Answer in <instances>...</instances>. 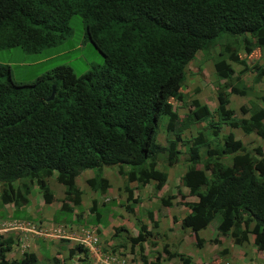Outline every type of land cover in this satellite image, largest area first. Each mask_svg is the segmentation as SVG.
Instances as JSON below:
<instances>
[{
    "label": "trees",
    "instance_id": "16d2710c",
    "mask_svg": "<svg viewBox=\"0 0 264 264\" xmlns=\"http://www.w3.org/2000/svg\"><path fill=\"white\" fill-rule=\"evenodd\" d=\"M74 14L82 19L84 39L103 56L102 65L77 75L60 64L27 82L15 81L10 65L0 62V204L12 203L16 213L28 205L32 188L27 180H35L44 201L51 202L46 178L55 174L65 189L60 210H68L67 201L80 204L75 180L86 169L97 171L86 180L96 191L110 185L102 175L104 167L116 168L128 183L161 184L167 173L157 168V155L166 152V165L174 166L183 141L188 165L180 183L197 200L184 202L189 212L182 216L181 228L199 239L198 232L217 216L220 234L230 235L236 244L252 234L258 250L264 251V153L259 146L250 151L231 131L218 140L219 123L264 141V94L260 104L240 108L247 117H236L219 89L217 122L197 99L191 101L190 116L181 117L172 104L182 99V81L199 51L211 52L220 40H228L213 65L219 79H230L227 60L243 63L233 45L264 47V0H0V50L20 46L26 53H38L59 45L72 33ZM263 73L259 67L256 81ZM52 85L55 95L48 101ZM244 90L231 88L237 94ZM162 117H167V131L175 134L165 146L157 141ZM200 122L206 132L183 140V131ZM126 190L132 199V189ZM168 199L163 203L168 205ZM151 234L142 224L131 241L140 244ZM214 242L220 240L215 237ZM12 243L0 241V264H37L32 252L6 259ZM69 248L70 255L83 250L82 245ZM56 254L53 258L61 257ZM174 256L190 263L179 252L167 254L168 259ZM158 260L156 256L148 264ZM143 262L147 264L145 258ZM59 264H67L65 258Z\"/></svg>",
    "mask_w": 264,
    "mask_h": 264
},
{
    "label": "rangeland",
    "instance_id": "374dc122",
    "mask_svg": "<svg viewBox=\"0 0 264 264\" xmlns=\"http://www.w3.org/2000/svg\"><path fill=\"white\" fill-rule=\"evenodd\" d=\"M69 25L72 33L59 45L44 48L38 53H26L20 46L2 49L0 50V62L9 63L11 76L15 81L27 82L60 64L71 66L77 75L86 72L93 64L102 65L104 58L101 53L92 43L84 39V25L80 15H72ZM227 43L228 40L224 38L217 43L211 52L199 51L189 63L181 84L183 97L179 101H172L174 110L181 117L190 116L193 109L191 101L198 99L202 104L208 105L213 112L215 122H217L219 117L216 108L219 104V89L226 93L229 99L226 107L232 109L236 117L249 115L248 113L243 115L240 109L242 106L248 109L252 103L260 104L259 98L264 94V73L259 81H256L255 78L259 67L264 70V47L249 50L248 48H241L240 44L233 45L232 48L236 49L243 63L228 59L232 78L219 79L215 73L213 57L216 52L223 50ZM232 86L237 89L245 88L244 93L232 92ZM191 124L183 131V140L196 136L199 131L206 132L204 122ZM166 125L167 117H162L157 141L164 146L168 139L175 136L174 133L167 131ZM218 126L219 143L222 142L221 137L231 131L247 149L255 152L254 149L259 146L264 153V141L256 134H245L241 129L232 128L227 124L218 123ZM211 141V144L214 145V141ZM178 148V162L172 167H168L165 163L166 152L157 155V168L167 173L166 181L161 184L157 181H150L144 186L136 182L128 183L127 177L119 174L116 168L104 167L102 175L110 185L105 191H96L89 188L86 180L94 176L97 171L94 169L82 171L75 180L81 190V203L74 205L67 202L68 210H60L61 199L65 197L64 188L54 176L47 177L46 180L54 194L51 203L44 202L42 193L35 182L27 180L32 188V192L28 196L29 204L20 208L18 213L13 210L11 203L5 206L0 204V212H3L4 215L0 216V221L8 220L10 215L15 217L30 216L28 219L35 223L36 229L44 230L41 236L32 234V237L27 239L30 241L29 245L26 244L23 249L27 251L26 253L36 251L41 259L39 264H59L61 258H65L67 264H89L88 261L90 260L83 258L81 254L73 253L70 255L68 247L74 245V240L44 235L52 232L49 228L54 225L49 224V222H52L51 220L57 211L58 217L53 222L55 225L64 226V235H75L73 226L77 229L80 227L91 228L95 232V227H97L99 249L111 264H117L123 259L126 260V264H146L143 262V258L147 260L148 264L155 261L156 256H159L158 264H182V261L176 256L171 259L167 258L168 252L174 251L179 252L183 257H189L190 264H198L202 259L209 262L211 259H218V256L223 258L224 254H220L223 246L212 240L217 234V229L214 228L219 220L217 216L210 222L205 231L200 232L201 241L189 229L181 228V218L189 212L184 202L196 201L197 197L190 196L188 188L180 183V178L188 165V154L183 141L178 145ZM204 153L205 149L201 148V154ZM224 163L229 164L230 160L225 159ZM199 167H202V164ZM126 168L124 169L128 170V167ZM258 168L263 169L264 167L262 168L260 165ZM126 187L132 189V199H128ZM181 194L185 195L184 200L181 199ZM162 199H168L170 202L166 205ZM126 204L131 206L130 209H126ZM93 205L96 207L95 210H92ZM150 213H152V219L149 217ZM61 217L62 221H56ZM21 219L26 220L25 218ZM142 224H145L147 230H150L152 234L145 236L140 244H135L131 239L137 236ZM2 234L4 238L1 237L0 240H7L9 237H5L7 232H2ZM14 237L12 239H15ZM38 238L43 240L46 245L44 246L42 243L41 246ZM27 240L25 241L27 242ZM201 242L203 245L200 244ZM245 242L250 245L254 243V239ZM224 245L226 244L224 243ZM229 245H232L230 246L231 249L232 247L236 248L235 244ZM254 246L256 247V245ZM242 250L244 251V248ZM56 253H59L61 257L53 258ZM21 255L20 253H9V260L18 259ZM240 257L238 256V260L241 261ZM244 257L246 258V255ZM228 259L225 256L224 260L227 261ZM231 259L233 260V257ZM230 264L237 263L230 262Z\"/></svg>",
    "mask_w": 264,
    "mask_h": 264
},
{
    "label": "clouds",
    "instance_id": "9594fccd",
    "mask_svg": "<svg viewBox=\"0 0 264 264\" xmlns=\"http://www.w3.org/2000/svg\"><path fill=\"white\" fill-rule=\"evenodd\" d=\"M182 97H183V95H182ZM198 100V99H197ZM176 101H178V100H176ZM201 103V102H200ZM202 104V103H201ZM207 105V104H206ZM208 106V105H207ZM174 109V108H173ZM246 117V116H245ZM253 134V133H252ZM242 142V141H241ZM243 143V142H242ZM244 145V144H243ZM184 174V173H183ZM52 176H54L55 177V174H53ZM77 178V177H76ZM46 180H47V178H46ZM33 182H35V180L33 181ZM58 182V181H57ZM76 182V181H75ZM59 183V182H58ZM30 184V183H29ZM36 184V183H35ZM46 184L48 185V183H47V181H46ZM31 185V184H30ZM62 185V184H61ZM37 186V185H36ZM63 186V185H62ZM38 187V186H37ZM48 187H49V185H48ZM39 188V187H38ZM63 188H64V186H63ZM49 189H50V191L52 192V190H51V188L49 187ZM40 190V189H39ZM65 190V189H64ZM64 190H63V193H64ZM32 192V191H31ZM41 192V191H40ZM42 193V192H41ZM31 194V193H30ZM29 194V195H30ZM64 196H65V194H64ZM43 197V196H42ZM53 197H54V194H53ZM65 198V197H64ZM64 198H62L61 199V202H62V200L64 199ZM81 198V197H80ZM54 199V198H53ZM52 199V200H53ZM43 201H44V199H43ZM45 202V201H44ZM52 202V201H51ZM51 202H49V203H51ZM67 202H70V201H67ZM80 203H81V201H80ZM12 204V203H11ZM5 205H7V204H5ZM5 205H3V206H5ZM12 206H13V204H12ZM13 210H14V206H13ZM21 218H25L26 220H23V219H21ZM28 218H30V216H23V217H15V216H10L9 217V219L8 220H1L0 221V236L2 237V232L4 233V232H7V231H9V230H17V232H18V234H16V235H9V233L10 232H7V234H6V236L8 237V239L7 240H12V249L10 250V251H8L7 253H5V255H6V259H10L9 257L7 258V255L9 256V253H20V255L21 254H24V253H26L27 251H25V250H23L25 247H26V244L27 245H29V240H27V239H29L30 237H32V234L33 235H39V236H41V235H43V233H44V230L43 231H39V230H37L36 229V227H35V223L32 221V220H30V219H28ZM52 222H53V220H51ZM49 224H51V222L49 223ZM52 225H54L52 228H49V230H52V232L51 233H46V234H44V235H46V236H50V237H54V238H59V239H61V238H63V239H70V240H74V245H82V249L83 250H78V249H75L74 250V252L73 253H78V255L79 254H81V256L83 257V258H87L88 260H90V261H88V263L89 264H111V262L106 258V256H104L103 255V253L100 251V249H99V245H98V242H99V236H98V232H97V227H95L96 228V232L95 231H93L91 228H83V227H80L79 229H77V228H75L74 226H73V229H74V232H75V235H73V234H71V235H64V230H65V228H64V226H58V225H55V224H52ZM71 225V224H70ZM2 226V227H1ZM207 227L208 226H206V228H204V229H202V230H200L199 232H198V236H199V234H200V232L201 231H205V229H207ZM214 228H216L217 229V226L216 227H214ZM62 231H63V234H62ZM81 232V233H80ZM11 233H13V232H11ZM80 233V235L79 236H77L78 234ZM193 233V232H192ZM216 233H217V235L215 236V237H217V236H224V238L225 237H230L231 238V236L230 235H223V234H220L219 233V231L217 230L216 231ZM91 235V237L93 236L94 238H95V241H93V240H91L90 242H89V240L90 239H86V240H81V239H85L86 238V236L87 235ZM194 234V233H193ZM25 235H30V237H27L26 239H22V237L23 236H25ZM195 235V234H194ZM249 235V234H248ZM5 236V237H6ZM15 236V237H14ZM1 237H0V239H1ZM12 237H14L15 239H12ZM16 237H18V240H16ZM215 237H213V241H214V238ZM2 238H4V237H2ZM218 238V237H217ZM199 239H200V241L202 240V238H200L199 237ZM219 239V238H218ZM232 239V238H231ZM22 240L24 241V242H22ZM25 240H27V242L25 241ZM220 240V239H219ZM248 240V239H247ZM1 241V240H0ZM232 241H233V239H232ZM39 243L41 244V246H42V243H43V240H39ZM220 243H221V241H220ZM220 243H216V244H220ZM244 243V242H243ZM242 243V244H243ZM232 244H235V245H238V244H236L234 241H233V243ZM43 245L45 246L46 244H44L43 243ZM13 247H15L14 249H13ZM42 248V247H41ZM69 248V247H68ZM224 248H227L228 249V247H225V246H223V248H222V250H224ZM257 248V247H256ZM22 249V250H21ZM258 249V248H257ZM86 251V254H85V251ZM222 250L220 251L221 253L220 254H224L223 255V258H221V256H218L219 258L218 259H216V260H214V259H211L209 262L208 261H204V259H202L203 261H201L200 260V262L198 263V264H205V263H210V264H230L229 262H231V256L230 255H228L227 256V253H222ZM24 251V252H23ZM261 251V250H260ZM69 252H70V248H69ZM28 253H30V252H28ZM32 253H34V252H32ZM35 254V253H34ZM88 255V257H86ZM35 256H36V254H35ZM225 256H227L229 259L227 260V261H225L224 259H225ZM21 257V256H20ZM37 257V256H36ZM172 258V257H171ZM171 258H169V259H171ZM14 259V258H13ZM12 259V260H13ZM19 259V258H18ZM38 259V258H37ZM79 260V259H78ZM9 261H11V260H9ZM38 262H37V264H39V262H41V260L39 261V259L37 260ZM114 261H115V258H114ZM223 261V262H222ZM43 262H44V260H43ZM120 262V263H119ZM117 264H126V260H120ZM128 263V262H127ZM190 263H191V261H190ZM189 263V264H190ZM114 264H116V263H114ZM264 264V263H263Z\"/></svg>",
    "mask_w": 264,
    "mask_h": 264
},
{
    "label": "crops",
    "instance_id": "0c3cea01",
    "mask_svg": "<svg viewBox=\"0 0 264 264\" xmlns=\"http://www.w3.org/2000/svg\"><path fill=\"white\" fill-rule=\"evenodd\" d=\"M9 64V63H8ZM11 216V215H10ZM50 223V222H49ZM51 224H55L54 222H51ZM218 225V223L215 225V227ZM7 232H10L9 233V235H16V234H18V232H17V230H9V231H7ZM11 232H13V233H11ZM217 235V234H216ZM6 236V235H5ZM7 237V236H6ZM27 237H30V235H25V236H23L22 237V239H26ZM219 239H220V241H221V243L219 244L220 246H225V247H228V251H227V256L228 255H230L231 257H233V260L231 259V263H234V262H236L237 264L239 263V264H243V263H246V264H263L264 263V251H260V250H258L254 245H256V244H247V242H245V243H243V244H238V245H236V248L238 249V250H235L234 249V247H232V249H231V247L230 246H232V245H229V244H232L233 243V241H232V239L230 238V237H225L224 238V236H217ZM253 237V238H252ZM200 238H202V237H200ZM253 239H254V236L252 235V234H249L248 235V242H250L251 240L253 241ZM38 240H39V238H38ZM22 242H24L23 240H22ZM30 242V241H29ZM224 243L226 244V245H224ZM201 245H203V242H201L200 243ZM223 244V245H222ZM234 245V244H233ZM242 248H244V251L242 250ZM35 254H36V256H37V258L39 259V261L41 260L40 259V257H39V255L37 254V252L36 251H33ZM249 254V255H248ZM240 257V256H242V257H240L241 258V261L240 260H238V256ZM244 255H246V258L244 257ZM9 256L7 255V258H8ZM10 258V257H9ZM201 261H203V260H201ZM223 262V261H222ZM230 263V262H229Z\"/></svg>",
    "mask_w": 264,
    "mask_h": 264
},
{
    "label": "water",
    "instance_id": "95a60500",
    "mask_svg": "<svg viewBox=\"0 0 264 264\" xmlns=\"http://www.w3.org/2000/svg\"><path fill=\"white\" fill-rule=\"evenodd\" d=\"M54 95H55V85H52V91H51V94L50 96L48 97V101L49 100H52L54 98Z\"/></svg>",
    "mask_w": 264,
    "mask_h": 264
},
{
    "label": "built area",
    "instance_id": "2783aa9c",
    "mask_svg": "<svg viewBox=\"0 0 264 264\" xmlns=\"http://www.w3.org/2000/svg\"><path fill=\"white\" fill-rule=\"evenodd\" d=\"M86 239H90L89 242H90L91 240L95 241V238H94L93 236L91 237V235H89V234L86 236L85 239H81V240H86Z\"/></svg>",
    "mask_w": 264,
    "mask_h": 264
}]
</instances>
